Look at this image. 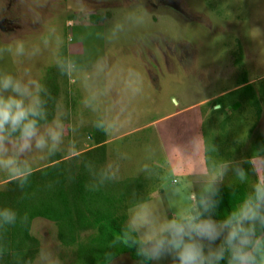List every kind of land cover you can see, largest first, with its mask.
Listing matches in <instances>:
<instances>
[{
    "label": "clouds",
    "instance_id": "obj_1",
    "mask_svg": "<svg viewBox=\"0 0 264 264\" xmlns=\"http://www.w3.org/2000/svg\"><path fill=\"white\" fill-rule=\"evenodd\" d=\"M19 4L24 8V22L30 19L39 24L40 35L36 40L26 39L23 33L0 38V174L11 177L23 190L33 173L31 154L40 153L41 159L55 157L64 151L65 138L77 134L84 120L66 123L70 113L32 67L13 73L4 67L7 61L31 64L47 56L62 77L80 86L91 126L107 136H119L129 126L134 102L143 94L144 76L135 67L114 63L106 55L107 48L123 42L152 47V39L160 40L161 33L179 39L154 22L143 0H130L110 17L106 11L96 13L86 0H75L71 11L81 17L82 31L69 37L65 53L62 32L44 15L50 0H19ZM97 15L99 20L90 19ZM50 104L54 106L51 119ZM165 144L166 164L150 154L137 169V175L156 182L157 190L147 187L146 195L131 192L126 218L107 248H135L138 264H159L165 258H171V264H264V150L248 159L218 162L211 156L218 153L217 146L202 143V135L196 133L182 149L184 159L178 160L171 140ZM127 158L117 151V160L100 168L84 161L91 178L86 188L98 191L107 182L119 180L118 161ZM244 164L251 166V172ZM229 175L241 184L250 175L255 181L238 207L216 218L221 186ZM228 186L235 190L233 182ZM18 223L27 226L28 214L20 216L10 207H0V261L11 256L15 264H63L58 243V247L41 245L34 258L27 260L10 248L4 233ZM103 259L114 264L115 252L105 251Z\"/></svg>",
    "mask_w": 264,
    "mask_h": 264
},
{
    "label": "rangeland",
    "instance_id": "obj_2",
    "mask_svg": "<svg viewBox=\"0 0 264 264\" xmlns=\"http://www.w3.org/2000/svg\"><path fill=\"white\" fill-rule=\"evenodd\" d=\"M86 2L96 13L106 11L110 17L113 10L124 7L130 0ZM0 3L4 4L0 10V38L20 33L30 40L39 37L37 29L40 25L30 19L24 22V8L19 0H0ZM143 4L153 14L154 22L164 26L179 40L161 33L160 40L152 39V47L123 42L107 48L106 55L114 63L135 67L144 76L143 94L134 102L128 117L129 126L119 136H107L91 126V114L82 105L80 86L62 77L47 56L31 64L9 60L4 65L13 73L32 67L41 83L49 87L56 100L70 113L66 123L84 120L77 134H69L65 138L64 151L58 153L59 157L68 158L73 151L76 155L94 147V134L101 133L105 149L99 168L110 160L116 161L117 151L127 154V159L118 161L121 171L117 181L127 180L130 184L141 181L142 187L136 191L138 195H146L147 187L151 191L157 190L156 182L147 181L143 174L137 175V169L143 158L150 154L156 162L166 164L165 142L168 140L174 144L178 160L184 159L182 149L196 133L202 135V143L217 146L218 153H211V156L218 162L248 159L255 152L254 155L258 156L257 151L264 150V100H260L261 109L257 113L256 107L249 104L245 96L238 92L231 95L240 87L237 79L242 69L255 89L264 78V0H143ZM74 7L75 0H50L49 8L44 10L46 19L65 38V53L69 37L75 38L82 31L78 25L81 17L71 11ZM153 48L157 49L153 51ZM239 50L242 53L241 65L235 62ZM233 100H239L240 105L235 108L228 106ZM49 111L51 119V114H54L52 104ZM257 139H262L263 146L253 149ZM40 156V153H33L29 157L33 160V170L49 164L51 160ZM192 163L189 160V166ZM243 166L251 172L250 165ZM9 179L11 177L0 174V191L6 189ZM254 181L255 177L250 175L244 183L247 192ZM228 182L236 186L240 184L229 175L221 186L222 192L232 188ZM121 188L119 185L117 191ZM129 197L130 194L125 197L120 209L125 215ZM93 232L82 231V239L86 240ZM29 234L33 240L26 242L28 254L25 260L34 258L41 245L57 246L58 243L63 264H81L77 246H66L59 241L55 222L34 217ZM138 261L128 253H121L115 256L114 264H138ZM0 264L15 263H10L6 256ZM159 264H171V258L162 259Z\"/></svg>",
    "mask_w": 264,
    "mask_h": 264
},
{
    "label": "trees",
    "instance_id": "obj_3",
    "mask_svg": "<svg viewBox=\"0 0 264 264\" xmlns=\"http://www.w3.org/2000/svg\"><path fill=\"white\" fill-rule=\"evenodd\" d=\"M90 19L97 20L99 16H92ZM235 62L242 64L240 50ZM237 82L240 87L231 95L238 92L245 96L247 102L254 105L259 113L260 100H264V78L255 89L247 80L246 71L242 69ZM239 105V100L228 103V106L233 108ZM93 141L92 148L68 158L59 157L57 154L51 158L49 164L34 169L29 185L23 190L11 178L7 181L6 189L0 191V207H10L20 216L25 213L29 216L27 226H21L19 223L8 226L4 233L8 246L24 255V258L28 254L25 250L26 242L33 240L29 234L31 221L34 217H43L56 223L57 237L63 245L77 246L76 253L81 264H107L103 254L108 250L114 251L115 256L128 253L132 259H140L136 256L135 248L121 246L108 249L107 247L112 238L119 234L121 224L126 218V215L120 212L125 203V197L133 190L138 191L142 183L133 181L130 184L127 180L110 181L98 191H89L86 185L90 183L91 178L83 162L92 161L99 168L105 149V139L102 138L101 133L94 134ZM254 143L253 149L263 146L262 139H257ZM119 185L122 188L117 191ZM246 194L244 183L238 184L234 191L233 188L221 191V202L215 216L221 218L231 208L238 207V203ZM84 230L94 232L83 240L81 232ZM7 257L10 263H15L11 256Z\"/></svg>",
    "mask_w": 264,
    "mask_h": 264
},
{
    "label": "crops",
    "instance_id": "obj_4",
    "mask_svg": "<svg viewBox=\"0 0 264 264\" xmlns=\"http://www.w3.org/2000/svg\"><path fill=\"white\" fill-rule=\"evenodd\" d=\"M214 106H218V105H214ZM220 106V105H219Z\"/></svg>",
    "mask_w": 264,
    "mask_h": 264
}]
</instances>
